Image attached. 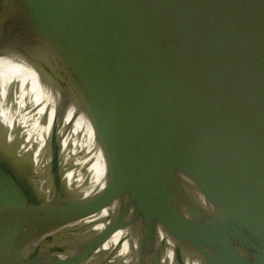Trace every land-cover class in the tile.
Instances as JSON below:
<instances>
[{
  "label": "water",
  "instance_id": "water-1",
  "mask_svg": "<svg viewBox=\"0 0 264 264\" xmlns=\"http://www.w3.org/2000/svg\"><path fill=\"white\" fill-rule=\"evenodd\" d=\"M16 245L264 264V0H0L2 264Z\"/></svg>",
  "mask_w": 264,
  "mask_h": 264
},
{
  "label": "bare ground",
  "instance_id": "bare-ground-1",
  "mask_svg": "<svg viewBox=\"0 0 264 264\" xmlns=\"http://www.w3.org/2000/svg\"><path fill=\"white\" fill-rule=\"evenodd\" d=\"M125 254H126V252L123 253V255H125ZM13 256L15 258H17V260L21 264H32L27 251L21 245L14 246ZM0 264H2L1 260H0Z\"/></svg>",
  "mask_w": 264,
  "mask_h": 264
}]
</instances>
